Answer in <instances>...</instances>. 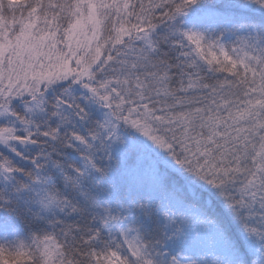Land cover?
Segmentation results:
<instances>
[{"label": "snow or ice", "instance_id": "obj_1", "mask_svg": "<svg viewBox=\"0 0 264 264\" xmlns=\"http://www.w3.org/2000/svg\"><path fill=\"white\" fill-rule=\"evenodd\" d=\"M0 264H264V0H0Z\"/></svg>", "mask_w": 264, "mask_h": 264}]
</instances>
